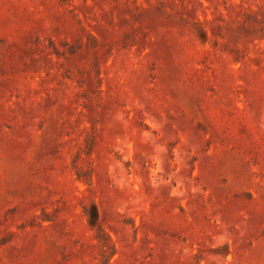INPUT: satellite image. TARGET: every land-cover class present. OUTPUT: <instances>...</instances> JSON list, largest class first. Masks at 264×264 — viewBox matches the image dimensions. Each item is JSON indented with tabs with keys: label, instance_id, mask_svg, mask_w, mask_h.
Masks as SVG:
<instances>
[{
	"label": "rangeland",
	"instance_id": "obj_1",
	"mask_svg": "<svg viewBox=\"0 0 264 264\" xmlns=\"http://www.w3.org/2000/svg\"><path fill=\"white\" fill-rule=\"evenodd\" d=\"M0 264H264V0H0Z\"/></svg>",
	"mask_w": 264,
	"mask_h": 264
}]
</instances>
